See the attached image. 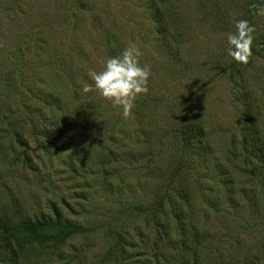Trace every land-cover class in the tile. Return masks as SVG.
Masks as SVG:
<instances>
[{
  "label": "rangeland",
  "instance_id": "374dc122",
  "mask_svg": "<svg viewBox=\"0 0 264 264\" xmlns=\"http://www.w3.org/2000/svg\"><path fill=\"white\" fill-rule=\"evenodd\" d=\"M258 8L264 0H0V203L16 224L50 215L68 227L0 240V264H264ZM250 9L244 65L225 37ZM129 42L152 76L124 119L81 88ZM248 108L262 137L244 126ZM192 121L208 150L187 138Z\"/></svg>",
  "mask_w": 264,
  "mask_h": 264
},
{
  "label": "clouds",
  "instance_id": "9594fccd",
  "mask_svg": "<svg viewBox=\"0 0 264 264\" xmlns=\"http://www.w3.org/2000/svg\"><path fill=\"white\" fill-rule=\"evenodd\" d=\"M256 15L264 16V8H258ZM234 31L226 33V53L235 62L247 65L253 56L255 25L247 19H236ZM143 52L136 42L127 43L118 55L109 57L102 71H88L91 84L85 83L84 94L97 92L114 108L121 110V116H131L138 96L149 92L150 66L142 63Z\"/></svg>",
  "mask_w": 264,
  "mask_h": 264
},
{
  "label": "trees",
  "instance_id": "16d2710c",
  "mask_svg": "<svg viewBox=\"0 0 264 264\" xmlns=\"http://www.w3.org/2000/svg\"><path fill=\"white\" fill-rule=\"evenodd\" d=\"M251 12L252 10H249V17L247 20H249L251 22ZM170 25V24H169ZM175 35L177 36V31L175 32ZM176 36H174L173 34H170V38L172 37L174 40L176 39ZM246 116H248V118L246 120H244L245 122V128H247L248 134H255V136L258 137H262L261 136V132L263 128V122H261L259 113H253L251 108H248V110H246L245 112ZM261 123V124H260ZM206 127L204 125V123H199V122H189L186 125V131L185 133L187 134V138H197L199 139V143L201 144L200 148L205 151L208 150L212 144L209 142H205V137H206ZM3 133V129L2 127H0V134ZM66 138V141L69 142L70 144H72V146L77 149H82L85 145L84 139L82 137H80L76 132H74L73 130L67 132L66 135H64ZM187 138H185V142H187L188 144H190V141L193 139L188 140ZM20 142H22L23 140L20 139ZM256 146L254 148V152L256 153V157L257 155H259V159L261 161L264 162V145L262 146V144H264L263 139H261V141L259 142H255ZM92 145V146H90ZM95 144L94 142H89V144L85 147V149L83 150L84 154H86L87 150H90V147H93ZM94 150V149H93ZM86 157V156H83ZM83 161V159H81ZM253 164V163H252ZM252 164L250 166H252ZM257 167L254 166V169H256ZM253 169V168H252ZM251 169V170H252ZM166 195V194H165ZM188 195V194H186ZM256 203V208L262 212H264V206L261 202V200L256 199L255 201ZM148 209V208H147ZM52 226V227H51ZM51 227V228H50ZM0 229H3L5 232V236L0 234V240H1V245L3 247H8L11 244L15 243H19V235H20V231L21 230H26L27 232L30 233H35V234H41V232H46L47 230H51L52 235H60V234H65L66 231L68 230V227L64 224H56L54 223L53 218L50 215H44L42 218L39 219H28V220H22L19 224H16L15 221L12 218V215L9 214L7 208H4V205H2L0 203ZM194 235H196L197 237H201L199 236L198 233H195Z\"/></svg>",
  "mask_w": 264,
  "mask_h": 264
}]
</instances>
